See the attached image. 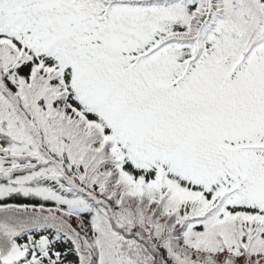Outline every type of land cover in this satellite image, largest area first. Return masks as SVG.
Segmentation results:
<instances>
[{"label": "snow or ice", "instance_id": "1", "mask_svg": "<svg viewBox=\"0 0 264 264\" xmlns=\"http://www.w3.org/2000/svg\"><path fill=\"white\" fill-rule=\"evenodd\" d=\"M0 264H264V0H0Z\"/></svg>", "mask_w": 264, "mask_h": 264}]
</instances>
